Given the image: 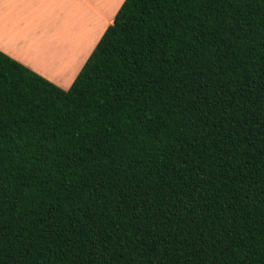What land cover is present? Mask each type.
Listing matches in <instances>:
<instances>
[{"label":"trees","instance_id":"16d2710c","mask_svg":"<svg viewBox=\"0 0 264 264\" xmlns=\"http://www.w3.org/2000/svg\"><path fill=\"white\" fill-rule=\"evenodd\" d=\"M0 264H264V0H123L66 90L0 52Z\"/></svg>","mask_w":264,"mask_h":264},{"label":"crops","instance_id":"0c3cea01","mask_svg":"<svg viewBox=\"0 0 264 264\" xmlns=\"http://www.w3.org/2000/svg\"><path fill=\"white\" fill-rule=\"evenodd\" d=\"M66 1L0 0V52L64 90L71 84L105 28L111 24L123 0L108 3L104 15L98 14L102 25H98V30L94 29V35L76 44L73 55L67 36L68 30L73 31L68 26L69 14L65 22L62 19ZM91 10L94 12L90 0H74L73 15L81 14L83 19H87ZM73 29L77 30V27Z\"/></svg>","mask_w":264,"mask_h":264},{"label":"rangeland","instance_id":"374dc122","mask_svg":"<svg viewBox=\"0 0 264 264\" xmlns=\"http://www.w3.org/2000/svg\"><path fill=\"white\" fill-rule=\"evenodd\" d=\"M110 1L111 0H90L91 9L94 8V12L92 10L90 11V13L87 11L88 15H89V17L87 19H85V18L83 19V16H81V14L73 15L72 12H73V7H74V0H67L66 1V9L64 11V15L62 14V19L65 22L66 16L69 14L68 26L72 27L71 29L73 31L68 30L67 36L69 37V50L72 53V55L74 54V49L76 47V44L79 41L84 40L85 37L91 36L94 33V29L98 30V25H100V26L102 25L101 24L102 21L98 17V14L101 13V15H104L106 8L108 7V3H110ZM83 12L85 14V10H83ZM73 27H77V30H74ZM70 52H69V54H70ZM86 52H87V50H86ZM76 65H78V64H76ZM74 72H75V69L71 73L70 78L72 77V74Z\"/></svg>","mask_w":264,"mask_h":264}]
</instances>
